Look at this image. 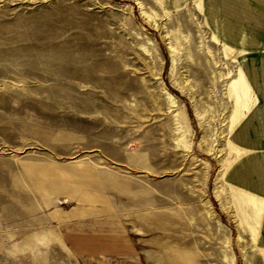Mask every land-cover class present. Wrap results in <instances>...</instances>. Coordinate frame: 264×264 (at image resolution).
<instances>
[{"label":"rangeland","instance_id":"rangeland-1","mask_svg":"<svg viewBox=\"0 0 264 264\" xmlns=\"http://www.w3.org/2000/svg\"><path fill=\"white\" fill-rule=\"evenodd\" d=\"M260 48L264 0H0V264H264Z\"/></svg>","mask_w":264,"mask_h":264},{"label":"crops","instance_id":"crops-1","mask_svg":"<svg viewBox=\"0 0 264 264\" xmlns=\"http://www.w3.org/2000/svg\"><path fill=\"white\" fill-rule=\"evenodd\" d=\"M249 84L254 102L233 132L240 156L228 168V183L250 195L260 248L264 249V49L249 50Z\"/></svg>","mask_w":264,"mask_h":264},{"label":"bare ground","instance_id":"bare-ground-1","mask_svg":"<svg viewBox=\"0 0 264 264\" xmlns=\"http://www.w3.org/2000/svg\"><path fill=\"white\" fill-rule=\"evenodd\" d=\"M225 45V44H224ZM243 78L245 79L244 75L242 74ZM243 80V79H242ZM244 81V80H243ZM246 81V80H245ZM247 84V83H246ZM246 88L248 89V92L251 91L250 85L247 84ZM249 105V104H248ZM247 107V106H246ZM249 108V107H248ZM250 109V108H249ZM246 112V111H245Z\"/></svg>","mask_w":264,"mask_h":264}]
</instances>
